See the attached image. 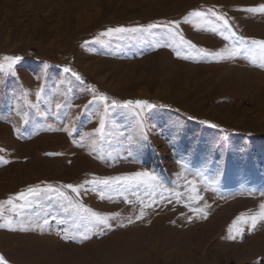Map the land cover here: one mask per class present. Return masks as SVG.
Masks as SVG:
<instances>
[{"label":"rangeland","instance_id":"rangeland-1","mask_svg":"<svg viewBox=\"0 0 264 264\" xmlns=\"http://www.w3.org/2000/svg\"><path fill=\"white\" fill-rule=\"evenodd\" d=\"M260 4L264 0H0V58L20 57L15 75L0 72V202L29 187L75 186L136 171L152 172L166 188L184 192L176 185L186 170L203 173L199 206L209 205L205 218L184 206L187 196L178 203L165 193L153 203L144 187L85 185L79 195L62 189L73 203L115 215L110 229L94 228L81 240L77 233L85 226L65 211L66 202L14 199L23 207L16 216L3 205L0 223L11 217L15 230L0 228V256L8 264H264V222L252 231L238 224L243 234L228 238L232 221L264 202V69L243 56L190 54L161 28L100 35L175 20L185 41L215 52L232 44L209 30L223 22L209 13L206 21L190 17L185 23L188 13L214 8L237 36L264 40V13L245 11ZM99 95L108 98L107 127L93 149L86 134H94L104 114L105 102L93 100ZM25 100L38 103L43 115ZM137 100L157 107L142 113L134 105L112 107L113 101ZM140 119L147 140L136 136ZM141 202L151 207L137 220ZM44 219L42 229L35 226Z\"/></svg>","mask_w":264,"mask_h":264},{"label":"snow or ice","instance_id":"snow-or-ice-1","mask_svg":"<svg viewBox=\"0 0 264 264\" xmlns=\"http://www.w3.org/2000/svg\"><path fill=\"white\" fill-rule=\"evenodd\" d=\"M245 11L249 13H264V4H260L258 7H250L245 9ZM211 14L216 18L217 21H222V27L213 26L209 28L210 31L216 33L219 32L220 35H222L223 39L225 41H228L229 39L232 40L231 46H225L224 48L215 51L210 52L204 48H197L195 44H192L190 41H185L184 37L180 35V33L177 31V28L179 27V21H168L167 23H150L147 26H139L135 28H126V27H115V28H108L104 32L100 33L101 36L105 37H113V36H119L121 34L129 33V32H137V31H151L152 29L161 28L167 30L168 33L172 34L175 37H178V43L181 47L184 45L187 46L188 52L195 53L196 56L199 57H213L217 60H232L236 59L237 57L243 56L245 59H248L250 63H252L254 66H257L259 68L264 69V40H248L245 37L237 36V34L232 30L227 18L224 15L218 14L214 8H209L207 10V13L203 11H192L188 13V15L184 18L185 23H189L190 17L199 18L201 20L206 21V17L208 14ZM227 32V35L224 33ZM89 43V42H85ZM179 55V52L177 53ZM183 59H189L191 58V55H185L182 57ZM20 60L19 56H4L0 58V72H6L11 75H15L14 66L16 63ZM259 61V63H257ZM47 65H45V68ZM64 73H70L71 69L65 67L63 69ZM71 75L75 77L77 80H80L81 83H83V80L80 78V76L75 73L71 72ZM42 91L41 88L35 93L37 101H40L42 99ZM94 91V90H93ZM99 99L101 102H105L104 104V114H99V126L94 130V134H86L91 139V143L93 146V149H95V146L98 144L100 140H103L105 138V129L107 127L106 125V119L105 116L108 111L107 106V97L104 95H99V97L94 96L93 100ZM93 101H89V103H92ZM26 106L36 109L38 115H43V113L39 112V104H28L27 100H25ZM135 106L136 108L141 109V113L144 109H153L156 108L157 105H153L148 103L147 101L143 100H137V101H124L122 104L113 101L112 107H122V108H131L132 106ZM57 111L61 110L62 105L57 103L55 105ZM162 107V106H161ZM141 113H137L139 116ZM28 113L24 112L23 115H21L22 120H26ZM189 119H193V117H189ZM201 123L208 124L209 127H217L215 124H210L207 121H201ZM137 133L136 136L138 140H147L148 139V130L147 126L144 123L142 119L137 121ZM15 131H18V129H14ZM67 131V130H66ZM69 135L71 133L69 132ZM83 139V137H82ZM2 151V150H0ZM55 155H59V153H56ZM3 163H7L8 161L4 160ZM189 176H192V179H189ZM199 178V179H198ZM178 181H183V184L177 183V188H183L184 192L175 191L174 189L166 188L154 173L149 171H136L132 172L126 175L121 176H113V177H104L100 178L98 180H92V181H85L84 184L80 185H72V184H65L61 187H55L51 184L45 185L44 187L35 186V187H29L27 188L26 192L18 193L14 198L9 197L7 201L0 202V219H3L2 211H3V205L8 204L11 207L9 208L10 212H15L16 216H19V212H16L15 210L18 207H23V205H18L13 202L15 199L16 201H24L25 203H31V198H55L58 202H66L65 211L72 210L74 213L73 219L74 221H79L84 224L85 228L83 232H78L77 235L81 240H88L91 238L89 233L92 232L94 228H98L103 232L105 229H110L112 225L109 223L110 219H115V215L108 216L104 215L98 212H95L89 208L84 207L82 204L73 203L70 196L63 191L62 189H69L71 190V193H75L77 195L80 194V189L85 188V185H102L105 189H113L117 186L121 187H133V188H140L144 187L147 190H149L150 196L153 197V203H157V201L154 199L156 195L160 196L161 200L166 199L165 193L171 194L173 198L176 199V201L179 203L181 202L182 198L184 196H187V202L184 203V206L189 209L190 212H192L194 215H200L202 214L205 218L207 213L204 211L205 208L209 207L207 203L203 204V207L199 206V203L203 200V197L199 195V189H198V183H203V173L202 172H187L186 170H182L180 173H178ZM125 203H130L129 201H125ZM197 205V206H193ZM151 207V205H146L143 202L140 204L139 214L136 215V219L139 220L145 215V208ZM118 215V214H117ZM189 220L192 219V216L188 217ZM134 221L131 217H128V223L131 224ZM264 222V202L260 203L258 206V210L251 214L246 215L245 213H241L238 215L232 223L228 227V233L229 239L235 240L238 236H241L244 232L243 227H237L238 224H245L248 226V231H252L255 229L257 223ZM15 223V221L9 217L4 223H0V228L7 227L10 230H15L12 225ZM48 220L44 219L43 223L35 222L36 227H40L41 229L44 227V225H47ZM121 227H124L125 225L121 224ZM20 230L25 231L27 230L25 227V222H20ZM66 239H74L75 236H65ZM0 264H8V262L5 260L3 256H0Z\"/></svg>","mask_w":264,"mask_h":264}]
</instances>
